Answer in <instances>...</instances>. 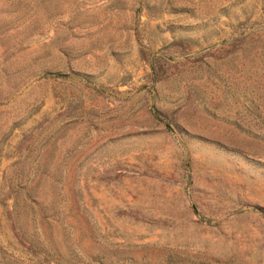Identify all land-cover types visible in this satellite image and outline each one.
I'll list each match as a JSON object with an SVG mask.
<instances>
[{"label":"rangeland","instance_id":"obj_1","mask_svg":"<svg viewBox=\"0 0 264 264\" xmlns=\"http://www.w3.org/2000/svg\"><path fill=\"white\" fill-rule=\"evenodd\" d=\"M0 264H264V0H0Z\"/></svg>","mask_w":264,"mask_h":264},{"label":"trees","instance_id":"obj_2","mask_svg":"<svg viewBox=\"0 0 264 264\" xmlns=\"http://www.w3.org/2000/svg\"><path fill=\"white\" fill-rule=\"evenodd\" d=\"M21 235H22V237L24 236V237L26 238V235H25L24 233H22ZM29 243H30V244H29V247H28L27 249H29V250H30V249L33 250V244H32V241H30Z\"/></svg>","mask_w":264,"mask_h":264}]
</instances>
